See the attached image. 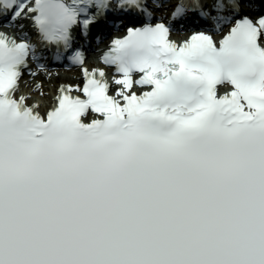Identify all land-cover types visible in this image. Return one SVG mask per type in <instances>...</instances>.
Returning <instances> with one entry per match:
<instances>
[{
  "label": "snow or ice",
  "instance_id": "6c2138e0",
  "mask_svg": "<svg viewBox=\"0 0 264 264\" xmlns=\"http://www.w3.org/2000/svg\"><path fill=\"white\" fill-rule=\"evenodd\" d=\"M164 8L0 0V264H264V0ZM49 60L82 83L45 111L24 80Z\"/></svg>",
  "mask_w": 264,
  "mask_h": 264
},
{
  "label": "bare ground",
  "instance_id": "6f19581e",
  "mask_svg": "<svg viewBox=\"0 0 264 264\" xmlns=\"http://www.w3.org/2000/svg\"><path fill=\"white\" fill-rule=\"evenodd\" d=\"M12 29L14 30V28ZM12 29L8 27H0V32H5L12 36L10 34ZM188 39H190V35L179 34L175 35L173 38V40L180 43ZM109 42L110 40L105 42V44H109ZM106 48V46H100L88 57L87 63L90 68H108L102 59L105 52L107 51ZM36 68L37 67H34L33 69ZM113 73L114 69L109 68V79L113 78ZM41 83L44 85V91L48 93L47 96H44L43 93L34 90L37 85ZM62 83H82V70L79 68H59L55 69L54 72H42L38 78H33L30 75H26L24 80V93L33 97V99L30 101L31 103L39 102L41 107L46 111L51 107L52 102L57 95V87ZM19 95H21V93H17V96Z\"/></svg>",
  "mask_w": 264,
  "mask_h": 264
},
{
  "label": "rangeland",
  "instance_id": "374dc122",
  "mask_svg": "<svg viewBox=\"0 0 264 264\" xmlns=\"http://www.w3.org/2000/svg\"><path fill=\"white\" fill-rule=\"evenodd\" d=\"M62 68H64V67H62Z\"/></svg>",
  "mask_w": 264,
  "mask_h": 264
}]
</instances>
